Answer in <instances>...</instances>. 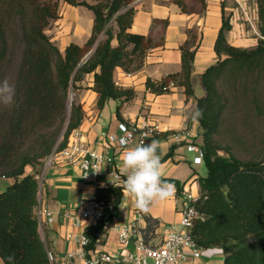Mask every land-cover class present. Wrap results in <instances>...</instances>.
<instances>
[{"label":"trees","instance_id":"obj_1","mask_svg":"<svg viewBox=\"0 0 264 264\" xmlns=\"http://www.w3.org/2000/svg\"><path fill=\"white\" fill-rule=\"evenodd\" d=\"M133 1L0 0V87L7 81L14 89L13 102L0 103V178L12 179L0 191V264H55L37 215L41 175L50 156L67 148L81 125L82 106L73 102L68 119L67 111L71 89L85 76L93 75L91 88L98 93L99 110L111 99L123 103L134 97L132 90L115 83V69L140 70L155 44L144 35L129 32L136 14ZM65 3L91 10L94 24L84 46L71 43L61 51L47 32L60 18ZM197 4L204 9V0ZM256 4L261 37L252 48L228 42L232 25L230 17L223 16L214 46L218 60L201 75L205 92L201 98L195 95L192 79L198 47L192 50L186 44L180 48V72L146 82L156 94L169 92L168 85L173 83L184 88L187 101L195 100L189 118L203 129L207 175L198 181L200 193L207 199L197 205L204 219L195 223L192 234L202 248L223 247L224 264H264V159L244 161L230 149L222 154L216 139L232 105L243 106L242 101L252 98L251 110H245L247 117L264 116L259 105L264 87V0H256ZM180 5L186 8L182 2ZM197 109L203 116L194 119ZM102 191L97 199L113 198L119 206L120 187L109 186L106 195ZM145 218V242L155 243L159 222ZM103 226L99 223L88 230V258L96 249L95 234ZM12 253L15 259L9 260Z\"/></svg>","mask_w":264,"mask_h":264},{"label":"crops","instance_id":"obj_2","mask_svg":"<svg viewBox=\"0 0 264 264\" xmlns=\"http://www.w3.org/2000/svg\"><path fill=\"white\" fill-rule=\"evenodd\" d=\"M180 2L186 6L185 9ZM197 2L198 0L133 1L136 14L129 32L150 38L155 46L140 70L128 72L121 67L115 69V83L134 92L131 100L122 103L111 99L99 110L98 93L91 88L93 75L85 76L84 81L78 83L75 103L82 106L84 117L77 129L86 148L99 152L106 160L100 165L97 177L87 175L79 159L66 161L54 158L46 162L41 175L37 215L41 234L55 264H83L86 259L80 254V237L86 222L77 223L71 215L80 212L89 200L96 198L98 191L103 190L105 192L101 193L106 195L108 187L112 186L109 171L116 165L121 167L120 156L123 150L118 144L110 142L108 137L122 136L119 129L121 123L148 120L159 124V132L149 142H159L158 151L164 166V179L174 180L178 184L168 182L174 185L172 197L151 205L147 212L138 209L128 197L119 204L114 217L108 218L109 222L112 220L125 224L138 220L143 230L147 226L145 217L150 216L159 222L156 232L160 237L166 226L177 225L180 221L182 207L175 204L177 194L186 187L195 194H200L199 176L194 169L197 165L193 162L195 154L187 150L185 142L180 138L182 128L186 126L192 129L197 143L201 137V127L189 118L195 100L187 101L184 88L179 86L164 94L153 93L147 88V79L161 81L169 74L180 72V48L187 44L192 50L198 47L192 76L194 86L201 79L204 70L218 60L214 46L223 24V16L230 17L232 29L227 33V40L231 45L252 48L256 46L258 38H253L257 34L250 29L242 13L240 4L247 6V0H204V9ZM251 12L257 22L256 0ZM93 24L94 14L91 10L65 3L61 6L60 18L48 33L61 51H64L71 43L84 46L91 36ZM113 44L116 45L117 40ZM85 158L90 156L86 155ZM50 216L52 221L49 220ZM200 251L198 258H191L186 264L225 262L226 253L221 246L201 247ZM94 253L111 254L119 264H133L130 259L142 254L135 239L123 245L119 242L118 235L108 230L104 232L102 243L96 246L90 258ZM149 262L152 263L150 260Z\"/></svg>","mask_w":264,"mask_h":264},{"label":"built area","instance_id":"obj_3","mask_svg":"<svg viewBox=\"0 0 264 264\" xmlns=\"http://www.w3.org/2000/svg\"><path fill=\"white\" fill-rule=\"evenodd\" d=\"M236 1L239 2V0ZM240 6L250 29L261 37L258 30V20L256 22L251 10H248L242 4ZM173 87V83L168 85L170 90ZM119 129L122 132L121 137L117 138L114 135H110L108 138L110 142L118 144L124 150L122 144L124 139H129L132 145L148 143L150 138L159 132L160 126L155 122L146 120L135 121L130 124L124 122L119 125ZM194 137L192 129L187 126L182 128L181 140L185 142L187 150L195 154L194 164L201 165L205 158V150L202 145L195 141ZM86 155H89L90 158H85ZM54 158H61L66 161L79 159L81 167L86 171V174L94 175L95 177L100 174V165L106 160L104 155L86 148L78 129L74 130L69 146L59 152H54L49 160ZM109 175L112 177V185L120 187L123 191L121 202H124L128 197L124 194L123 185L126 177L121 172V167L117 165L112 167ZM180 198L182 199V208L179 223L166 226L159 240L149 244L145 242L144 233L138 220H131L125 224H119L112 220L108 221V218L114 217L118 207L114 200L97 198L89 200L80 212L71 215L77 223L86 222L84 232L80 237V254L86 258L83 264H119L116 257L111 254L94 253L91 258H87L86 246L90 243V238L87 235L88 230L99 223H104V226L102 232L95 234L96 246L102 243L106 230L115 232L118 235L119 242L123 245L128 244L131 240H136L142 254L139 257L130 259L133 264H186L191 258H198L201 254V247L194 239L192 230L198 220L204 219L197 205L202 198L205 200L207 197H202L201 193L195 194L183 190L177 194L176 200ZM138 214L141 215V212H138ZM49 220L52 221L53 218L50 216ZM50 257L53 259L51 254Z\"/></svg>","mask_w":264,"mask_h":264},{"label":"clouds","instance_id":"obj_4","mask_svg":"<svg viewBox=\"0 0 264 264\" xmlns=\"http://www.w3.org/2000/svg\"><path fill=\"white\" fill-rule=\"evenodd\" d=\"M14 89L7 81L0 87V103L10 105L13 102ZM200 109L194 113L193 118H202ZM124 150L121 153V172L126 177L124 181V194L130 197L135 206L147 212L150 206L167 200L174 193V185L165 179L164 166L158 154L159 142L152 140L148 143L132 145L129 139L122 141ZM9 260L15 259L12 253Z\"/></svg>","mask_w":264,"mask_h":264},{"label":"rangeland","instance_id":"obj_5","mask_svg":"<svg viewBox=\"0 0 264 264\" xmlns=\"http://www.w3.org/2000/svg\"><path fill=\"white\" fill-rule=\"evenodd\" d=\"M89 3H97L103 0H86ZM254 0H247L248 10H251ZM48 33V32H47ZM48 35H50L48 33ZM51 36V35H50ZM52 37V36H51ZM259 39V36H253ZM54 41V40H53ZM56 43V42H55ZM198 81V82H197ZM194 83L196 97L201 98L205 92L202 86L201 79L197 80ZM264 86V84H263ZM77 89V88H76ZM76 89H71L68 108L71 110L72 105L70 102H76ZM241 102V101H240ZM243 106L235 105L230 106L225 117V124L222 129L221 135L217 136L218 144L223 148L221 151L222 154H225L226 150L230 149L234 155L238 158L247 161V160H262L264 159V116L256 118L255 115L251 114L250 117H247L245 110L247 107L251 110V106L254 100L248 99V101H242ZM259 105L264 111V87L262 90V95L259 100ZM67 111V119L69 116ZM201 137L198 139V144L202 145L203 140V129L200 128ZM197 176L204 177L207 175V167L205 162L201 165L194 167ZM12 183V179L9 178H0V191L4 190L9 184ZM185 192H192L190 188L186 187ZM194 193V192H193ZM176 206H182V199L175 200Z\"/></svg>","mask_w":264,"mask_h":264},{"label":"water","instance_id":"obj_6","mask_svg":"<svg viewBox=\"0 0 264 264\" xmlns=\"http://www.w3.org/2000/svg\"><path fill=\"white\" fill-rule=\"evenodd\" d=\"M91 53V52H90ZM90 53L85 57V59H87L88 57H89V55H90ZM84 59V60H85ZM84 60H83V62H84ZM72 105V102H70V106ZM70 108H68V112L70 113V110H69Z\"/></svg>","mask_w":264,"mask_h":264}]
</instances>
